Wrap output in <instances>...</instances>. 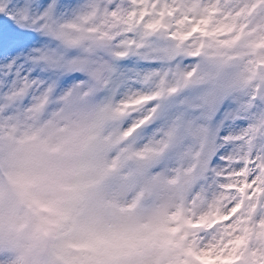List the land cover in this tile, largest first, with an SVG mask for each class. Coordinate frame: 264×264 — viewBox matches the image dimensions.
<instances>
[{
  "label": "snow or ice",
  "instance_id": "6c2138e0",
  "mask_svg": "<svg viewBox=\"0 0 264 264\" xmlns=\"http://www.w3.org/2000/svg\"><path fill=\"white\" fill-rule=\"evenodd\" d=\"M0 264H264V0H0Z\"/></svg>",
  "mask_w": 264,
  "mask_h": 264
},
{
  "label": "rangeland",
  "instance_id": "374dc122",
  "mask_svg": "<svg viewBox=\"0 0 264 264\" xmlns=\"http://www.w3.org/2000/svg\"><path fill=\"white\" fill-rule=\"evenodd\" d=\"M225 130H227V131H235L237 129L234 126H230L228 124H225V129L220 130L221 131V135L225 134Z\"/></svg>",
  "mask_w": 264,
  "mask_h": 264
}]
</instances>
